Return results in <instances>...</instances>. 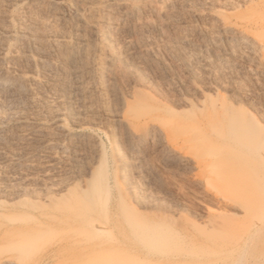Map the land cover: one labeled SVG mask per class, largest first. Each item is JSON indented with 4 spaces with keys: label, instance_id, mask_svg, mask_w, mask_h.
I'll list each match as a JSON object with an SVG mask.
<instances>
[{
    "label": "bare ground",
    "instance_id": "1",
    "mask_svg": "<svg viewBox=\"0 0 264 264\" xmlns=\"http://www.w3.org/2000/svg\"><path fill=\"white\" fill-rule=\"evenodd\" d=\"M74 2L76 8L70 16L56 18L38 15L41 5L35 0H15L8 6L13 12L25 11V18L7 20L10 29L0 32L4 46L0 59L17 60L21 66L0 76V95L19 94L23 102L32 99L50 106L53 101L44 99L40 91L50 83L62 92L59 101L65 105L64 116L54 115L49 123L25 119L30 128L28 137L40 141L34 151L45 165L27 161L24 169L38 166L47 173L67 166L71 169L66 179L53 183L41 194L15 195L12 186L0 195V264H24L28 251L39 244L43 235L57 232L65 235L58 250L99 247L97 239L101 236H114L116 240L128 236L133 238L130 250L140 253L143 259L172 256L183 262L181 252L159 256L169 247L171 234L149 219L138 217L136 201L125 197L126 192L119 186L120 177L127 175L131 166L126 154L138 153L144 144L155 140L162 142L164 160L189 168L203 163L207 173L199 180L206 188L249 219L250 229H264V124L257 118L253 120L254 116L249 118L237 102L218 100L202 91L203 96L197 100L181 95L162 102L139 85L138 69L128 62L136 56L142 59L147 48L135 44L126 33L141 21L142 26L163 37L166 0ZM146 9L156 17H141L139 13ZM88 16L95 17V25L90 24ZM249 26L263 30L264 19L224 17L225 50L229 51L234 42L254 39L257 33ZM200 31L204 36L201 42L177 31L169 37L177 52L189 47L194 51L195 64L205 62L206 54L213 55L217 49V35ZM94 33L97 39L92 38ZM49 50L55 51L54 68L61 69L56 82L39 77L29 64L38 63L45 71ZM24 66L27 69L23 70ZM116 71L134 72L132 79L136 76L137 80L131 81L125 91H114ZM47 73L54 74L51 70ZM106 95L117 110L103 108L98 114L92 109H76L99 102ZM102 115L113 125L103 129L101 136L99 127L94 129L87 123ZM46 135L55 138H40ZM219 153L224 155L221 161ZM235 161L239 172L231 175L229 166ZM0 176H8L5 168H0ZM238 181L252 187L244 190L233 183ZM132 184L128 180L126 185L130 188ZM89 261L82 257L74 264Z\"/></svg>",
    "mask_w": 264,
    "mask_h": 264
},
{
    "label": "rangeland",
    "instance_id": "2",
    "mask_svg": "<svg viewBox=\"0 0 264 264\" xmlns=\"http://www.w3.org/2000/svg\"><path fill=\"white\" fill-rule=\"evenodd\" d=\"M14 1L0 0V32L10 29L7 20L25 18V11L19 9L13 12L8 6ZM35 1L41 5L38 15L44 17L51 14L56 18H65L76 8L74 0ZM52 2L55 5L52 6ZM165 4L163 37L142 26L141 21L126 33L135 44L147 48L142 59L136 56L128 61L138 69L140 83H137L162 102H170L174 96L181 95L197 100L203 96L201 91L218 100L232 104L237 102L249 118L254 116L253 120L257 118L264 124V29L255 30L249 26L248 29L255 31L257 36L248 43H232L229 51L225 50L227 48L222 39L224 17L231 20L244 17L250 21L256 17L264 19V0H166ZM139 15L150 19L156 17L148 9ZM88 18L90 24L95 25V17ZM200 30L217 35V49L213 55L206 54L205 62L195 64L192 62L194 51L189 47L185 48V52H177L171 47L169 37L177 31L201 42L204 36ZM91 36L98 38L97 33ZM3 51L4 46L0 42V55ZM54 57L55 51L49 50L45 57L49 61L44 66L45 71L36 65L38 63H29L30 68L44 80L56 82L61 69L54 68ZM16 68H21L19 61L0 59V76ZM48 70L54 74H48ZM126 72L116 71L112 85L114 91L127 90L130 82L136 79L135 75L132 79L134 72ZM49 84L45 83L40 91L44 99L53 101L50 106L32 99L29 100L31 102H23L19 94L0 95V168H5L8 174L0 176V195L14 186L15 195L32 197L48 188L50 190L53 183L63 181L71 173L69 166L49 173L42 170L45 160L34 151L40 141L28 137L30 128L25 119L36 118L42 123H49L52 116L63 117L65 114V105L59 101L62 92L54 84ZM195 89L198 91L195 92ZM103 108L118 109L108 95L99 102L76 109H92L102 114ZM19 118L23 121L19 122ZM88 121L87 125H92V128L99 127L101 136L103 129L113 125L103 115ZM40 138L55 137L46 135ZM161 144L160 140H155L144 144L138 153L126 154L131 166L127 175L120 177L119 186L126 192L125 197L136 201L133 204L137 207L138 217L149 219L171 234L169 247L158 255L181 252L183 262L172 256L162 260L143 259L140 253L130 250L133 238L128 236L116 240L114 236L106 235L97 239L99 247L58 250L65 242V235L57 232L43 235L39 244L28 251L24 264H74L82 257L90 260L85 264H264V229H250L249 219L206 188L199 180L207 173L203 163L189 168L164 160ZM217 158L221 161L224 155L219 153ZM27 161L41 163V167L26 170L23 164ZM217 166L223 167L222 164ZM237 172L239 167L235 161L230 164L229 173L236 175ZM128 180L133 183L130 188L126 185ZM233 183L244 190L252 187L243 181Z\"/></svg>",
    "mask_w": 264,
    "mask_h": 264
}]
</instances>
